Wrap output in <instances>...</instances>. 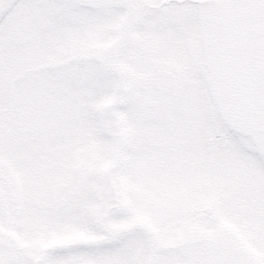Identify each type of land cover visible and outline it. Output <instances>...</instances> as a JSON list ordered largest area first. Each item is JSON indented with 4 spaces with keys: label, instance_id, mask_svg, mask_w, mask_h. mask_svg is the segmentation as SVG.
I'll list each match as a JSON object with an SVG mask.
<instances>
[{
    "label": "snow or ice",
    "instance_id": "1",
    "mask_svg": "<svg viewBox=\"0 0 264 264\" xmlns=\"http://www.w3.org/2000/svg\"><path fill=\"white\" fill-rule=\"evenodd\" d=\"M0 264H264V0H0Z\"/></svg>",
    "mask_w": 264,
    "mask_h": 264
}]
</instances>
